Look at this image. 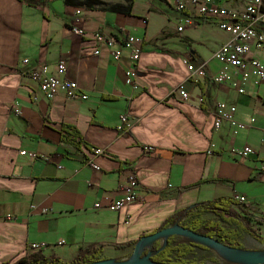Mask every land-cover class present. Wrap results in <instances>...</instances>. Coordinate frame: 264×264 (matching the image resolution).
<instances>
[{"label":"crops","instance_id":"crops-1","mask_svg":"<svg viewBox=\"0 0 264 264\" xmlns=\"http://www.w3.org/2000/svg\"><path fill=\"white\" fill-rule=\"evenodd\" d=\"M101 1L67 6L63 0H0V264L16 261L34 242L63 263L89 246L101 247L103 258L124 259L134 246L125 243L160 230L183 208L237 194L245 196L250 223L264 227L254 220L264 216V84L248 82L239 93L238 85L212 81L220 67L213 53L231 37L219 18L201 13L215 4L239 13L246 0H181L182 11L176 0H133L129 15L109 8L126 0ZM261 7L264 13V2ZM185 16L195 23L178 31ZM253 27L264 35V17ZM95 31L113 45L96 42ZM130 35L143 39L135 65L123 43ZM247 57L264 61V44L251 42ZM60 59L64 77L75 80L86 98L60 92L48 100L28 73L47 64L54 74ZM184 59L204 63L207 76L187 80ZM126 69L135 70L137 91L126 85ZM181 82L188 100L177 91ZM218 101L234 105L235 121L244 127L234 133L223 121L215 130ZM124 114L133 120L128 131L117 128ZM65 126L75 127L81 145L62 138ZM211 142L215 149L208 154ZM244 145L255 153L230 151ZM146 146L152 150L145 152ZM97 148L102 153L95 155ZM129 171L138 177L139 198L109 211L106 205L120 198Z\"/></svg>","mask_w":264,"mask_h":264},{"label":"built area","instance_id":"built-area-1","mask_svg":"<svg viewBox=\"0 0 264 264\" xmlns=\"http://www.w3.org/2000/svg\"><path fill=\"white\" fill-rule=\"evenodd\" d=\"M209 3L212 4L211 0H191L192 4L199 3ZM263 0H246L245 7L242 12L237 10L227 9L223 5L215 4L207 8V6L201 9L202 14H207L215 18H219V27L228 32L230 35V40L226 41L214 51L213 57L219 61L220 67L217 71L211 74V79L215 83L229 82L232 86H239L238 92H244V87L248 82L257 86L259 84H264V61L257 58L247 57L250 51V43L253 42L256 47H260L264 44V35L258 34L254 29V21L256 19H262L264 13L261 11V6ZM186 5L181 0H176V9L179 11L184 10ZM76 12H79L77 10ZM195 21L191 19L190 16H185L183 22L177 27L178 31H181L185 25H193ZM75 32L82 33V30L78 27H74ZM93 37L96 42L100 44H105L107 46L113 45V40L111 37H106L101 32L95 31ZM123 43L131 51V62L135 65L139 59L140 53H142L143 39L138 36H127ZM99 51H95L98 54ZM113 58L115 60L119 59L120 51L115 50L112 52ZM24 62H28V59H24ZM188 71L187 80L196 82L202 77H206V67L204 63H199L197 65L191 63L189 60L184 59ZM47 64H41L32 67L28 73L37 83L39 90L48 100H51L58 93L62 92L67 98H86L87 95L83 94L79 85L75 80L68 79L64 77L65 72V60L60 59L55 66V73H49ZM125 82L126 85L131 87L133 91L139 89V83L137 82V76L135 70H125ZM185 84L181 82L177 86V91L183 100L190 99L188 91L185 89ZM198 103H202L204 98L199 96ZM14 110L16 113L19 112L17 105H14ZM236 108L234 105H227L224 101H218L215 104V118L213 119V127L217 130L220 127L221 122L226 121L233 128L234 133L237 129L244 127L243 124L235 121L234 113ZM252 121V120H251ZM133 125V120L126 114L120 116V123L117 126L118 130L128 131ZM215 149V143L211 142L209 149H207L208 154H212ZM152 146L144 147L145 152H150ZM231 152L237 154L238 156H251L253 155L254 149L250 145H244L242 147H231ZM21 154H28L31 158L37 157V154L31 151L21 150ZM102 153V149H94V154L98 155ZM87 164L91 165L93 169L99 170L100 167L93 163V159H88ZM261 169H264V156L260 160ZM138 177L133 171L126 172L122 177V182L120 184V189L122 194L117 200L109 202L106 206L109 211H119L124 209L130 204L134 203L139 198V188H138ZM245 196L235 195L233 200L236 202L245 201ZM101 206L100 202L95 203V207L99 208ZM33 207V206H32ZM41 211L45 214L47 209L44 207ZM64 243L60 241L59 244ZM46 246L43 243H30L28 245V251L35 250H45Z\"/></svg>","mask_w":264,"mask_h":264},{"label":"trees","instance_id":"trees-1","mask_svg":"<svg viewBox=\"0 0 264 264\" xmlns=\"http://www.w3.org/2000/svg\"><path fill=\"white\" fill-rule=\"evenodd\" d=\"M67 6L85 5L90 6L93 4L103 3L101 0H63ZM126 4H112L109 6L113 12H123L125 14L131 13V6L133 0H126ZM264 2V0H263ZM39 3V2H36ZM262 8V7H261ZM62 138L65 141H71L76 145H81V138L76 131L75 127L65 126L63 127ZM212 213L218 217L219 220L205 219L203 214ZM251 214L248 211V206L243 202H236L232 197H220L206 201H199L190 205L187 208H183L179 212L175 213L170 219H168L164 225L170 226L176 223L185 225L186 228L194 230L203 235H210L216 237L219 241L231 245V247H244L239 241L240 231L245 230L253 238L264 244V236L250 223ZM225 220L236 224V227L232 228L223 226L220 221ZM256 222H264V216L255 217ZM137 240V239H136ZM136 240L125 243L124 246L133 245ZM205 249L211 251V256L208 258L215 264H231L222 261L211 249L200 245L195 242H185L178 236L172 235L168 237L166 245L161 248V240H157L152 243L150 248L144 250L143 255L149 251L155 253L150 256L152 261L168 263V264H207V261L199 260L197 258H191L194 255L196 248ZM102 248L89 246L84 250H81L71 261L63 263L56 256H45L40 250L29 251L22 255L14 262L7 264H80L85 262L97 261L102 256Z\"/></svg>","mask_w":264,"mask_h":264},{"label":"water","instance_id":"water-1","mask_svg":"<svg viewBox=\"0 0 264 264\" xmlns=\"http://www.w3.org/2000/svg\"><path fill=\"white\" fill-rule=\"evenodd\" d=\"M175 235L184 238L185 242H195L205 246L212 251L224 262L231 264H264V249H247V247H231L216 237L203 235L194 230L188 229L183 224H173L165 226L156 232L149 233L136 240L132 253L124 259L101 258L93 262L80 264H168L154 262L150 256L154 255L152 251L143 255L145 249L150 248L152 243L161 240V248L166 245L168 237Z\"/></svg>","mask_w":264,"mask_h":264},{"label":"rangeland","instance_id":"rangeland-1","mask_svg":"<svg viewBox=\"0 0 264 264\" xmlns=\"http://www.w3.org/2000/svg\"><path fill=\"white\" fill-rule=\"evenodd\" d=\"M203 218L205 219H212V220H219L218 217H216V215L212 214V213H205L203 214ZM220 223L225 226V227H236V224H233L232 222H228L225 220L220 221ZM258 231L264 236V227H257ZM240 231V238L239 241L241 242V244L244 247H247V249H260V248H264V244H262L261 242H259L257 239L253 238L250 234L247 233V231L245 230H239ZM179 238L181 240H184L183 237ZM211 251L209 250H205V249H200L199 247L196 248V251L194 253V255H191V258H197L199 260H204L207 261V264H215L213 262H211L208 258H210L211 256Z\"/></svg>","mask_w":264,"mask_h":264}]
</instances>
